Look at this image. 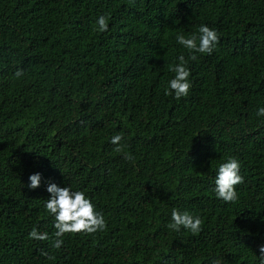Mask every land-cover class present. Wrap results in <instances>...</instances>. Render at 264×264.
<instances>
[{
    "label": "trees",
    "instance_id": "16d2710c",
    "mask_svg": "<svg viewBox=\"0 0 264 264\" xmlns=\"http://www.w3.org/2000/svg\"><path fill=\"white\" fill-rule=\"evenodd\" d=\"M201 24L220 39L193 61L175 37ZM180 55L192 87L177 100L164 90ZM260 107L264 0H0V264H259ZM230 156L244 183L225 203L213 189ZM48 182L83 191L106 229L52 247ZM174 208L202 230L168 228ZM33 227L49 239L29 238Z\"/></svg>",
    "mask_w": 264,
    "mask_h": 264
},
{
    "label": "clouds",
    "instance_id": "9594fccd",
    "mask_svg": "<svg viewBox=\"0 0 264 264\" xmlns=\"http://www.w3.org/2000/svg\"><path fill=\"white\" fill-rule=\"evenodd\" d=\"M109 17L100 15L96 20L97 31L104 32L108 30ZM199 35L195 33L185 37V35L177 33L176 42L182 45L190 53L189 59L196 60V53L211 54L219 43L218 32L205 24H201L198 28ZM179 63L169 68L175 75L168 81L165 88V95H173L179 100L187 97L192 87L189 81L190 69L187 67V60L183 55L178 57ZM16 77L24 75L23 70L17 69L14 73ZM258 116H264V107L257 110ZM121 134L111 137L110 143L115 145L114 151L123 153L124 159L132 160L130 153H124L121 141ZM27 187L35 189L40 186L41 174L34 173L29 176ZM244 183V177L240 174V163L235 157H228L223 163H220L216 169L214 180V193L216 198L225 203H233L238 200L236 186ZM47 192L50 193L49 198L44 203L45 210L55 217L54 228L56 229L54 236L56 237L52 247L60 249L63 240L61 237L65 234H94L98 231L106 229V220L102 212L95 210V206L91 199L88 198L83 191L72 190L70 186L60 187L54 182L47 183ZM202 220L199 216H193L187 211H179L173 209L171 211V222L167 225L173 231H180L181 227L188 230L191 234L196 235L202 230ZM29 238L37 241H46L49 239L46 232H40L35 227L28 233ZM47 255V253H43ZM51 258V257H49ZM259 264H264V245L259 246ZM212 264H219V261L213 260Z\"/></svg>",
    "mask_w": 264,
    "mask_h": 264
}]
</instances>
